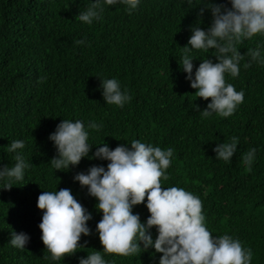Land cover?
Instances as JSON below:
<instances>
[{
  "label": "trees",
  "instance_id": "trees-1",
  "mask_svg": "<svg viewBox=\"0 0 264 264\" xmlns=\"http://www.w3.org/2000/svg\"><path fill=\"white\" fill-rule=\"evenodd\" d=\"M226 4L229 0H213ZM91 0H0V167L15 163L8 152L10 141H25L22 150L30 165L23 181L0 189V264H79L88 252L103 251L96 232L102 218L97 198L91 197L73 177L93 165L107 167L108 161L83 158L70 171L55 170L56 155L50 133L62 119L95 120L99 130L90 129L88 142H106L111 149L133 139L162 149L174 148L169 178L162 187L178 186L200 197L205 223L213 236L225 233L252 249L251 264H264V65L251 67L240 62V73L226 82L243 90L244 102L229 117L203 118L209 100L196 97L178 63L188 45L190 26L200 21L207 29L210 10L198 15L203 0H142L131 14L123 4L106 5L101 20L91 25L76 20ZM84 39L83 45L74 42ZM264 47V36L256 35L237 45L241 54ZM215 50H193V64L202 59L217 62ZM117 78L131 100L123 108L108 105L99 90L100 78ZM239 137L237 152L230 162L216 159L218 143ZM130 147V144H129ZM255 147L251 168L243 154ZM0 187H3L0 184ZM71 189L74 197L93 219L90 236L81 237L84 248L59 261L41 240L42 210L37 199L42 191ZM145 203L133 212L146 222ZM29 234L25 249L9 242L12 232ZM153 238L157 233L152 229ZM84 241H87L84 244ZM134 256L103 254L113 264H159L162 255L150 249Z\"/></svg>",
  "mask_w": 264,
  "mask_h": 264
},
{
  "label": "clouds",
  "instance_id": "clouds-1",
  "mask_svg": "<svg viewBox=\"0 0 264 264\" xmlns=\"http://www.w3.org/2000/svg\"><path fill=\"white\" fill-rule=\"evenodd\" d=\"M123 4L125 11L131 14L137 10L142 0H91V3L76 16V20L91 25L102 19L106 5ZM193 0H187L192 5ZM226 4L203 0V7L210 10L212 22L205 30L200 21L190 26L191 35L188 45L184 46L179 58L181 70L195 89V96L209 100L201 111L199 105L194 108L203 118L229 117L244 102V91L236 90L227 83L225 74L233 78L240 73V62L245 56L250 59L243 64L251 67L255 62L264 65V47L258 45L241 54L237 45L256 35L264 36V0H229ZM83 45L84 39L74 42ZM215 50L217 62L202 59L193 73V50ZM100 78V77H99ZM99 90L106 104L123 108L131 100L127 88L113 78H100ZM102 123L95 120L87 122L80 119H62L48 139L53 142L56 155L51 166L57 171H70L80 164L83 158L108 161L107 167L93 165L86 172H77L73 180L87 189L88 195L98 200L96 209L102 212V218L96 225V232L103 251L88 252L79 258V264H113L103 254L134 256L143 249L147 252L155 249L162 255L159 264H251L253 251L242 245L238 238L227 233L213 236L205 223L202 201L199 196L183 187H162L161 178H169L168 168L172 163L174 148H161L151 143L133 139L131 143L119 144L111 149L104 142L96 148L94 156L89 157L93 145L88 142L90 129L99 130ZM238 136L218 143L213 151L217 160L230 162L237 152ZM130 144V147H129ZM25 141H10L7 151L15 153V163L0 167V189H10L15 182L23 181L25 170L30 165L24 159L22 150ZM255 147L243 154V163L251 168L256 159ZM150 212L146 222L133 212L134 206L144 204ZM37 207L42 210L39 228L41 240L46 246L50 261H59L72 256L84 248L81 237L90 236L92 230L88 222L93 219L88 211L74 197L71 189L42 191L37 199ZM156 229L153 238L152 229ZM30 236L25 232L11 234L8 243L23 250ZM87 241H84L86 244Z\"/></svg>",
  "mask_w": 264,
  "mask_h": 264
}]
</instances>
